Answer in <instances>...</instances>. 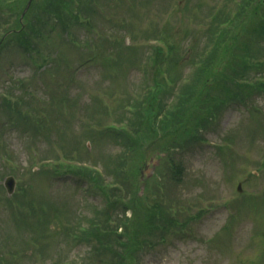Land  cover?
Masks as SVG:
<instances>
[{
	"label": "rangeland",
	"instance_id": "374dc122",
	"mask_svg": "<svg viewBox=\"0 0 264 264\" xmlns=\"http://www.w3.org/2000/svg\"><path fill=\"white\" fill-rule=\"evenodd\" d=\"M99 4L92 29H73L75 42L59 29L50 31V22L26 50L12 33L2 42L0 264L111 263L112 251L120 252L115 234L123 235L129 264H264V0ZM45 5L33 0L23 23L44 14ZM8 8L0 1L1 10ZM18 19L14 14L0 23V39L12 26L19 29ZM240 41H247L243 58L234 51ZM203 46L204 57L219 46L210 64L197 60ZM253 62L247 77L242 67ZM207 64L208 71L194 78L180 118L185 127H170L172 135L159 145L129 147L123 168L105 169L123 150L105 131L118 126L124 98L149 93L155 104L171 105L173 96L166 95ZM217 73L245 82L225 87L250 92L247 105L223 102L214 113L201 95ZM82 163L95 166L106 184L113 171L125 172L138 185L131 197L143 206L155 209L172 200L174 208H163L165 219L154 230L142 227L136 214L123 213L121 203L86 187L96 178L83 174ZM11 176L16 187L8 195L4 183ZM168 216L175 223L164 227ZM96 219L98 238L78 242L75 227L95 226ZM131 226L139 231L127 232Z\"/></svg>",
	"mask_w": 264,
	"mask_h": 264
},
{
	"label": "trees",
	"instance_id": "16d2710c",
	"mask_svg": "<svg viewBox=\"0 0 264 264\" xmlns=\"http://www.w3.org/2000/svg\"><path fill=\"white\" fill-rule=\"evenodd\" d=\"M2 1V0H0ZM9 7L11 8V11L16 10L18 7L17 3L20 2V5L22 4V0H7ZM46 3L45 5V12L40 13L37 17L34 15H31V17H28V23L25 25V27L20 30L19 32H14L11 35H13V39L15 40V43L23 46V48L26 50L30 44H33V40L35 36H37L42 30H44L47 25L50 22V31H55L59 29L68 39V37H72V41L75 42V39L73 38L72 31L75 28H86V29H92L94 27V19H92V16L95 17L94 14L97 15L98 8L100 7V0H44ZM49 8V10H47ZM47 10V11H46ZM6 17L8 18V15L0 9V20H6ZM11 16H9L10 18ZM37 19V21H32ZM20 28V27H19ZM11 30L13 29L10 28ZM69 37V38H70ZM156 40V43L161 39L154 38ZM160 43V42H159ZM166 43V42H164ZM239 46H235V53L240 55L239 58H242V53L245 55V51L247 52V41H240L237 42ZM4 44L0 43V49L3 47ZM167 45V43H166ZM208 46H203L201 48V51L199 52V56L204 55V52ZM168 48V46H167ZM219 46H214L212 49V54L216 53L218 54ZM212 56V55H211ZM211 56L206 55L203 58H199L198 61H206L208 64H210V61H208ZM213 57V56H212ZM205 65L203 67L198 68V73L195 75V70L192 73L191 82L183 84L180 88V90L176 93L166 95V98L169 96H173L170 100L173 101L171 105H168L164 103L163 101L154 103V100L152 99L151 94L149 93H141L139 97L132 98L131 95L127 96L125 99V105L121 106V110H123V115L119 122L117 123V127L110 126L105 131L108 136H110L114 142L119 145L123 150L121 153H119L116 157V161H109L105 169L109 165H117L120 168H123V160L125 158L124 152L129 149V147L134 146L137 149H141L143 146L148 145H159L162 137L165 135H172V131L170 130V127H185L181 122L180 118L185 114L186 106L189 103L194 89L196 87V84L194 82L195 79H199L201 76H203L208 69L210 68V65ZM243 69H248L249 66L243 65ZM214 81L210 82L209 84L205 83L204 89L202 91V98L206 101H208L209 106H213L214 113L217 110L218 112L221 110V104L223 102H230L233 99H242L244 97H247L250 92H247L246 90L242 91H233L229 92L226 90L225 86L229 85H236L238 84L240 87H243L245 82H242L239 78V76H231L229 74L224 73H217L214 76ZM217 83L222 84V86L217 87ZM167 90H164V93H166ZM216 94L219 95V97L222 99V101L219 102ZM6 97V96H5ZM8 98V97H6ZM219 102V105L217 108H215V105ZM152 105L151 112L146 113L145 107L147 105ZM120 105V104H119ZM16 113H18V110H15ZM43 112V111H42ZM205 126V125H204ZM188 136H190V131H187ZM191 138V136H190ZM176 136H173L171 140H175ZM170 149H173L172 147ZM89 166L83 167V174L89 175L93 178H96V181L93 182L90 187L92 190H97V193L99 196L105 197V199H109L112 197L114 199L115 203H121V207L123 210V213L125 210L130 209L134 214H136L144 223L142 227H151L153 230L159 226H156L157 220H164V212L163 208H174L172 200L167 204V206L162 207V205L156 206V208H148L146 206H143L137 201V197L132 198L131 192L132 189L137 185L135 181H131L127 176V174L124 172L123 174H118L115 171H113V178L110 179L111 183L106 184V182H103L101 174L95 170L88 168ZM103 182V183H102ZM138 186V185H137ZM100 188H102V192L100 193ZM124 188V189H123ZM123 189V190H122ZM121 193V197H117V192ZM123 193L126 194L127 201L124 202ZM130 203H132L134 206H130ZM178 210V209H176ZM95 217L97 214L100 213V210L96 207L92 209ZM177 212V211H176ZM130 219V218H128ZM95 226L87 225L85 223L79 224L80 226L83 225L85 227L80 228L79 225L75 227V237H78V234L80 235V238L78 242L83 244H90L91 241L95 240L93 239V236L98 238V235L94 232V228L100 227L99 221L96 219L94 220ZM124 223V220L122 221V224ZM136 223L135 221L132 222ZM175 223L174 218L171 216H168L166 222L164 223V227L166 225H171ZM146 225V226H145ZM79 227V228H78ZM94 227V228H93ZM78 228V230H76ZM104 228V227H103ZM135 229L134 232H138L139 229L137 226H131L130 228H126V231L129 232L130 229ZM119 235V243H120V252L116 253V251H112V254H115V257H111V263L110 261L104 262L100 261L102 264H129L126 261V254L125 251H127L128 246L125 245L126 243L122 241L121 234H115L114 237ZM107 245V244H106ZM131 254V252H129ZM71 264H87L86 260L81 262H72Z\"/></svg>",
	"mask_w": 264,
	"mask_h": 264
},
{
	"label": "water",
	"instance_id": "95a60500",
	"mask_svg": "<svg viewBox=\"0 0 264 264\" xmlns=\"http://www.w3.org/2000/svg\"><path fill=\"white\" fill-rule=\"evenodd\" d=\"M5 187L7 188L8 193H11L14 187V181L12 177H8L5 181Z\"/></svg>",
	"mask_w": 264,
	"mask_h": 264
}]
</instances>
